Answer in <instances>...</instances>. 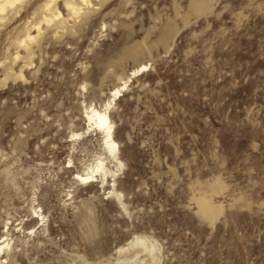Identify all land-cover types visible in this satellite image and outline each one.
<instances>
[{
  "label": "rangeland",
  "instance_id": "rangeland-1",
  "mask_svg": "<svg viewBox=\"0 0 264 264\" xmlns=\"http://www.w3.org/2000/svg\"><path fill=\"white\" fill-rule=\"evenodd\" d=\"M49 1L0 20V264H264V0Z\"/></svg>",
  "mask_w": 264,
  "mask_h": 264
},
{
  "label": "bare ground",
  "instance_id": "bare-ground-1",
  "mask_svg": "<svg viewBox=\"0 0 264 264\" xmlns=\"http://www.w3.org/2000/svg\"><path fill=\"white\" fill-rule=\"evenodd\" d=\"M22 1L23 0H0V20H3L2 16H3V14L6 13V11L8 9L14 8L17 4L21 3ZM55 1L56 0H50L45 5L46 10H50L54 3L56 5ZM76 1L77 0H65L64 4L67 7V9L72 13V15L78 18V17L81 16L82 11L84 10V8H80V6L77 5ZM78 1L81 2L82 5L87 10H89L90 7H92L90 0H78ZM58 16H60V14ZM57 18H59V17H57ZM45 21L46 22H50V19L48 18ZM30 34H29V31H28L26 39L24 38L25 40H22L20 42V45H25L27 41H29L31 43V41L34 40V37H32ZM147 68H148L147 65H142V66H140L137 69V72H141V71L145 72L147 70ZM130 81H131V78H128V82H130ZM128 82L124 83L123 86L115 88L111 92L110 99L106 103L104 110H98L94 106H90L85 112L86 121L88 122V127L91 128V127L94 126L96 129H99V130H101L103 132L105 145H106L110 155L114 158V160H117L116 153H117V148L118 147H117V144L115 143L114 138H113L114 131H113V127H112L111 122H110V117H109V114H108V110H109L110 106L114 102H116L118 99H120V97L122 96V93L125 91V88H126ZM75 136L76 137H80L81 135H75ZM75 176H76V179L78 181L94 182V181H98L99 177L105 178L107 175L103 171V162L98 160V163L94 167L90 166L84 173L77 174ZM117 198H119L118 195H117ZM205 206H206V204H205ZM202 209H204V208H202ZM135 248H141L142 249V250L140 249L141 252L148 253V255H147L148 257L153 253L152 251H154L153 247L149 248L144 241H142L140 239H136L134 242H132L129 245L128 249H123L122 248L118 252L119 253H124L125 251H127L129 249L132 250V249H135ZM5 249L6 248H5L4 242H3V243L0 244V255H4L5 254ZM136 255L137 254L135 253V256ZM154 257H153L152 260H155L156 257L155 258ZM124 261L127 262L129 260L128 259H124ZM141 263H142V261H141Z\"/></svg>",
  "mask_w": 264,
  "mask_h": 264
}]
</instances>
